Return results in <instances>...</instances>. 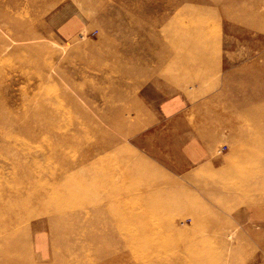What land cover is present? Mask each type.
I'll return each instance as SVG.
<instances>
[{
	"label": "rangeland",
	"instance_id": "obj_1",
	"mask_svg": "<svg viewBox=\"0 0 264 264\" xmlns=\"http://www.w3.org/2000/svg\"><path fill=\"white\" fill-rule=\"evenodd\" d=\"M0 264H264V0H0Z\"/></svg>",
	"mask_w": 264,
	"mask_h": 264
},
{
	"label": "crops",
	"instance_id": "obj_2",
	"mask_svg": "<svg viewBox=\"0 0 264 264\" xmlns=\"http://www.w3.org/2000/svg\"><path fill=\"white\" fill-rule=\"evenodd\" d=\"M82 26L80 25V23L76 20L73 19L69 22H66L62 28H61V32L65 37H71L74 34H77V32L79 31V29Z\"/></svg>",
	"mask_w": 264,
	"mask_h": 264
}]
</instances>
